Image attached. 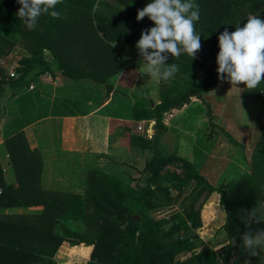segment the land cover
Returning a JSON list of instances; mask_svg holds the SVG:
<instances>
[{"label":"trees","instance_id":"1","mask_svg":"<svg viewBox=\"0 0 264 264\" xmlns=\"http://www.w3.org/2000/svg\"><path fill=\"white\" fill-rule=\"evenodd\" d=\"M71 1L76 0H64L57 6L56 10L61 13L59 19L42 16L36 30L30 31L16 15L20 7L16 0H0V56L7 54L16 44L15 35L19 36V44L28 53L15 69L17 76L5 74L0 67V118L5 112L8 96L27 88L36 77L50 70L51 65L43 50L47 48L58 59L54 45L60 47L56 41L61 40L57 35L62 18L96 20L103 37L108 38L107 33H113L114 39L128 42L131 39L126 33L133 28L141 33L154 26L147 17L139 22L136 20L138 5L143 0H115L124 4L127 11H134L132 23L119 20L127 19V13L120 18L94 9L97 0H79L81 5L77 6L80 8L69 6L67 9ZM195 3L200 9L195 31L200 33L202 47L194 59L187 55L174 59L169 54L166 63L178 64L180 70L171 81L158 84V102L153 108L156 131L164 130V113L181 109L192 98L199 99L206 106L209 126H216L203 93L221 81L216 71L217 38L225 28L233 32L237 23L243 27L249 14L264 19V0H195ZM113 21H116L115 25ZM148 23L152 26L147 27ZM85 42L89 52L99 54L100 46L94 40L86 39ZM205 51L207 55H204ZM108 52L113 53L112 50ZM58 66L64 68V74L70 78H91L102 83L106 82V77L121 70L118 65L115 73H77L67 70L63 63ZM241 95L260 101V129L250 155V170L242 174L229 192L224 182L217 186L209 183L191 161L174 153L162 155L154 152L141 170V173H149L146 185L141 187L127 185L105 171L89 169L85 204L81 194L44 189L40 185V155L29 148L23 131L10 133L4 139V146L11 162L13 181L5 179L0 161V264H58L53 255L63 241L71 245L78 242L92 246L86 262L72 264H264V251L252 255L242 247L245 232L264 229V222L251 223L250 226L246 222L251 210L264 206V83L255 90L244 86ZM210 134L207 137L210 138ZM141 140V146L148 145L149 141ZM230 141L235 143L233 138ZM213 192L219 194L226 214L223 229L227 243L218 251L206 244L200 245L197 233L201 227V209ZM89 203H92L93 212L87 217L82 216V208ZM174 205L178 210L166 217L157 218L148 213ZM31 206H42V210H23ZM134 215L137 219L133 218ZM260 215L264 216V212ZM61 219H83V230L75 231L62 225L66 237L59 235L54 228ZM189 251L188 257L175 261L177 254Z\"/></svg>","mask_w":264,"mask_h":264},{"label":"crops","instance_id":"2","mask_svg":"<svg viewBox=\"0 0 264 264\" xmlns=\"http://www.w3.org/2000/svg\"><path fill=\"white\" fill-rule=\"evenodd\" d=\"M150 2L151 0L141 1L138 9ZM77 5H81L79 0L71 1L67 9L69 6L72 9L81 7ZM93 8L99 12H110L120 18L127 13V19L119 20L131 23L135 15L134 11H127L124 4L115 0H97ZM115 22L113 21L114 25ZM96 24V20L87 18H62L58 24L60 30L57 35L61 40L56 41L60 47L54 45L60 61L45 48L44 56L51 65L50 70L36 77L21 92L5 99V112L0 118V144H4V139L10 133L23 131L29 148L36 150L41 157L40 185L44 189L75 191L82 189L81 181L86 178L89 169L105 171L131 185L136 174L140 175L139 178L146 174L141 173V170L154 154L151 140L161 136L168 138L173 133L178 138L174 154L191 161L212 185L226 183V190L229 192L242 175H238L235 183L229 184L232 168L230 164H233V160L220 153L228 145L225 139H217L215 135L212 138L202 136L208 148L201 149L197 160L189 154L188 149L184 150L180 143H183V127L178 122L185 117L188 104L181 109L164 113V130L156 131L153 127V108L158 102V84L147 74H141L139 69L142 58L135 44L141 33L132 27L133 31L126 33L131 42L119 40L120 38L116 40L113 33H107L108 38L103 37L101 28ZM151 26V23L147 24V27ZM18 38L16 35L15 46L24 50ZM86 39H92L100 46L99 54L88 51ZM13 49L12 47L7 54L0 56V67L5 74L10 69L7 68V63L15 66L18 62L16 66H19L20 60L28 55L27 52L25 55L19 52L22 56L14 63ZM109 50H112V55ZM58 63L65 64L67 70L77 73H115L114 69L118 65H121V70L106 77V82L102 83L91 78H70L64 74V68L58 66ZM141 139L149 141L148 145L141 146ZM194 140L192 147H196L197 139ZM212 143H216L219 148L214 150ZM3 149V152L0 151V161L5 179L11 182L14 174L5 146ZM208 158L213 161L207 162ZM141 181L142 179L139 183ZM143 181L146 184V180ZM174 209L177 211L178 207L174 205L148 213L159 218L170 215ZM23 210L30 211V207ZM200 217L202 226L197 229L200 245L206 244L214 251L224 248L227 243L223 229L226 214L217 192L209 196L201 209ZM68 228L80 232L83 230L82 225L77 229ZM201 228L206 229L204 235L199 231ZM63 245L75 247L80 252L74 263H83L89 259L91 245H71L67 241H63L61 246ZM199 248L200 246L195 252ZM190 253L177 254L175 261L185 259Z\"/></svg>","mask_w":264,"mask_h":264},{"label":"clouds","instance_id":"3","mask_svg":"<svg viewBox=\"0 0 264 264\" xmlns=\"http://www.w3.org/2000/svg\"><path fill=\"white\" fill-rule=\"evenodd\" d=\"M64 0H16L20 5L16 15L28 30L34 31L42 16L59 19L57 6ZM147 17L154 26L142 30L135 44L139 56L141 74H147L157 84L169 82L179 72L178 64H168L169 54L174 59L187 55L194 59L201 50L200 33L195 24L200 19L199 5L195 0H151L137 10L136 20ZM219 52L217 78L233 86L243 84L248 90L257 89L264 83V19L249 14L243 27L236 24L235 31L227 28L218 36ZM254 208L247 216V224L264 222V216ZM242 247L256 255L264 251V229L248 231L242 236Z\"/></svg>","mask_w":264,"mask_h":264},{"label":"rangeland","instance_id":"4","mask_svg":"<svg viewBox=\"0 0 264 264\" xmlns=\"http://www.w3.org/2000/svg\"><path fill=\"white\" fill-rule=\"evenodd\" d=\"M13 38L14 40H16V35L13 36ZM13 48L14 49L12 53L14 55V63H16L19 59L18 57L22 56L19 52L25 55L26 50L25 49L23 50L20 47L18 49V47L15 45L13 46ZM207 54L208 53L205 51L204 55ZM16 65H18V62L16 63ZM16 65L12 66L7 63V68H10L9 71L11 70L12 67H14L12 71L14 70L15 76L18 75V73L15 70L16 67H18ZM9 71L7 69V72ZM243 88H244L243 84L237 85L235 87L225 80V81H218L215 86L209 88L206 92L203 93V99L211 107V112L213 115L212 121L216 124L215 127L211 128L209 126V118H207L206 115V106L203 105V103L196 98H193L192 101H190V103L187 105L189 106L188 110L185 111L186 113L185 117L178 122L183 127V135H182L183 143L182 142L180 143L182 146H184V150L188 149L189 154H192V156L196 158V160L197 158H199L201 149L208 148V146L207 147L205 146L204 144L205 140H202V136L207 137L208 134L211 133L210 134L211 138L212 136L215 135L217 139H225L228 145L225 148V150H221L220 153L221 154L223 153L226 157L233 160V162H231L233 164H230L232 167L231 168L232 171L230 170L231 173L229 175L231 177L229 182L230 185L236 182V178L238 177V175H242L243 173L250 170V164H249L250 155L259 137L260 101L255 99H250L249 97L243 98L241 95ZM166 116L168 117V119H170L169 115ZM8 130L12 131V129H8ZM0 133H2L1 130ZM228 135L235 140V143L230 141L232 138H229ZM194 138L197 139L196 147H192V144H195ZM177 141L178 138H175L173 133L172 135L169 134L168 138L167 136L157 137L151 140L152 150L153 152H158L160 154L174 153L176 152ZM3 148H4V144L1 143L0 144L1 152H3L4 150ZM213 148L214 150H217L219 147L218 145H216V143H214ZM210 160L211 158H208L207 162L213 161V159L211 161ZM148 175L149 173L146 172L144 177L142 175V177L139 178L140 175L136 174V176L134 177L135 179H133L134 181L132 182L131 185L132 186L139 185L140 187L146 185L143 180H146ZM86 178L82 179L81 181L82 182L80 184V186L82 187L81 190L77 189L78 191L77 190L71 191L74 194H81L83 196L82 197L83 203H85L86 201V191H85V189L87 188ZM141 179L142 181L141 183H139ZM220 179H222V177ZM220 179L219 181H221ZM41 210H42V206L34 207V208L30 207V211L40 212ZM258 210H259L258 213L260 212L259 213L260 215L262 212H264V206L263 205L261 207L259 206ZM173 211H175V209ZM92 212H93L92 203L87 204V206L85 205L81 211V213L83 214L82 216L85 217H87L86 216L87 214H91ZM167 213H171V212H167ZM60 221L61 222L54 228V232L59 235H64L62 231V225L77 229L81 227V225L83 227L84 224L83 219H76V220L61 219ZM73 222L75 224H72ZM199 231L201 235H204L206 233L204 232L206 231V229L201 228ZM64 237H66V235H64ZM61 244L59 245V247L57 248V250L53 255L54 261L58 264H70L72 262L74 263V260L77 259L80 252H77L78 250H76L75 247H71L70 245L61 246Z\"/></svg>","mask_w":264,"mask_h":264},{"label":"built area","instance_id":"5","mask_svg":"<svg viewBox=\"0 0 264 264\" xmlns=\"http://www.w3.org/2000/svg\"><path fill=\"white\" fill-rule=\"evenodd\" d=\"M12 69H14V67H12L11 70L8 72V75L11 77L15 75L14 70L12 71ZM138 128L140 129L141 127H138Z\"/></svg>","mask_w":264,"mask_h":264},{"label":"water","instance_id":"6","mask_svg":"<svg viewBox=\"0 0 264 264\" xmlns=\"http://www.w3.org/2000/svg\"><path fill=\"white\" fill-rule=\"evenodd\" d=\"M133 218H134V219H137V215H134Z\"/></svg>","mask_w":264,"mask_h":264}]
</instances>
